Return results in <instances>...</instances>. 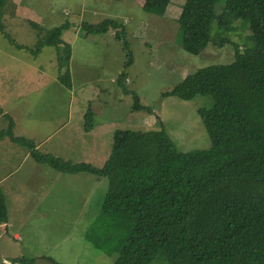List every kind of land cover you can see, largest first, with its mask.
<instances>
[{
  "label": "trees",
  "instance_id": "16d2710c",
  "mask_svg": "<svg viewBox=\"0 0 264 264\" xmlns=\"http://www.w3.org/2000/svg\"><path fill=\"white\" fill-rule=\"evenodd\" d=\"M171 1L144 0L142 7L163 16ZM15 7L11 0H0V33L33 56L44 46L55 47L58 79L71 88V46L61 37L70 24L44 32L29 21L34 47L20 45L4 24V15L13 14ZM176 21L177 42L191 54L209 43H231L230 34L237 29L249 31V47L240 52L233 43L230 63L198 68L165 92L182 100L199 94L210 98V105L197 111L211 141L208 148L178 150L159 120L146 130L115 129L100 167L40 152L33 140L14 136L8 115L0 138L8 136L36 162L58 172L106 178L99 217L106 237L100 240L91 232L86 237L114 256L112 264H264V0H184ZM118 28L113 19L81 25L83 36L113 29L119 38ZM130 63L131 58L125 66ZM122 78L124 72L118 82ZM124 93L131 94L133 111L152 112L136 93ZM84 119L87 130L93 127L89 109ZM6 221L0 188V223Z\"/></svg>",
  "mask_w": 264,
  "mask_h": 264
},
{
  "label": "rangeland",
  "instance_id": "374dc122",
  "mask_svg": "<svg viewBox=\"0 0 264 264\" xmlns=\"http://www.w3.org/2000/svg\"><path fill=\"white\" fill-rule=\"evenodd\" d=\"M183 1L172 0L165 14L158 16L143 9L144 0H16L28 10L27 17L35 19L44 32L65 22L70 24L61 37L64 34L72 41L69 71L73 107L70 124L57 139H61L55 147L59 158L99 167L110 153L115 129L146 130L156 127L158 120L178 150L210 146V138L197 112L198 108L210 105V98L199 94L191 100H182L165 92L198 68L230 63L234 59V45H238L240 52L249 47L250 44L245 46L249 31L237 29L230 34L231 43L220 47L209 43L199 54H191L176 39V19ZM104 19L119 23L118 30H122L119 38L111 29L93 37L82 35L83 23L97 24ZM11 29L14 31L11 38L15 41L26 44L35 41V32L26 24ZM9 47L14 49L0 33V48L8 50ZM28 47H34V43ZM56 52L55 47L44 46L34 63L41 64L50 73L57 64ZM14 53L30 57L27 50ZM130 58L131 63L125 66ZM121 72L125 78L118 82ZM124 90L136 93L140 104L152 112L133 111L132 96ZM40 98L43 105L48 104L45 95ZM88 109L93 127L87 130L84 113ZM44 165L51 179L49 194H32L33 198L26 203L32 212L24 224L14 228L19 238L13 239V232L2 234L0 255L25 264H35L38 258L55 264H112L114 256L95 247L86 237L90 232L100 240L106 237L99 220L106 178L87 172L62 173Z\"/></svg>",
  "mask_w": 264,
  "mask_h": 264
},
{
  "label": "crops",
  "instance_id": "0c3cea01",
  "mask_svg": "<svg viewBox=\"0 0 264 264\" xmlns=\"http://www.w3.org/2000/svg\"><path fill=\"white\" fill-rule=\"evenodd\" d=\"M13 3L16 6L14 13L4 15L5 28L10 36L14 32L11 28H20L26 24L32 29L28 22H35V19L27 17L28 10L24 6L19 5L16 0ZM62 40L69 43L72 49V41L65 37ZM15 42L28 47L35 41L27 44ZM19 50L15 46L12 50L11 47L8 50L0 48V121L3 120L0 122V132L7 128L8 120L5 115H8L13 122L14 136L31 139L40 152L59 157L55 147L60 145L61 139L57 140L60 132L70 124L73 84L71 88H67L59 81L57 64L53 66L54 70L46 73L41 64L37 66L34 63L38 54L33 56L27 50L30 57L25 58L14 53ZM56 53L54 58L57 57ZM45 87L50 89L41 91ZM44 95L48 98L47 105L41 103L40 96ZM4 138H0V188L7 207L6 233L13 232L12 237L16 240L19 233L14 228L20 223L24 224L32 212L26 206L27 201L33 198L34 192L49 194L51 186L48 187V182L51 179L45 165L34 161L28 150L9 138ZM31 203L34 206L33 201Z\"/></svg>",
  "mask_w": 264,
  "mask_h": 264
},
{
  "label": "water",
  "instance_id": "95a60500",
  "mask_svg": "<svg viewBox=\"0 0 264 264\" xmlns=\"http://www.w3.org/2000/svg\"><path fill=\"white\" fill-rule=\"evenodd\" d=\"M0 264H22V263L10 261L0 255ZM35 264H55V263L45 258H38Z\"/></svg>",
  "mask_w": 264,
  "mask_h": 264
},
{
  "label": "built area",
  "instance_id": "2783aa9c",
  "mask_svg": "<svg viewBox=\"0 0 264 264\" xmlns=\"http://www.w3.org/2000/svg\"><path fill=\"white\" fill-rule=\"evenodd\" d=\"M5 228H6L5 224L0 223V237H1L2 234L5 232Z\"/></svg>",
  "mask_w": 264,
  "mask_h": 264
}]
</instances>
